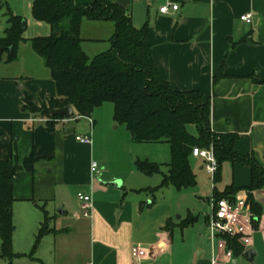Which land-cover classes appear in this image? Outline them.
Masks as SVG:
<instances>
[{
    "label": "crops",
    "instance_id": "crops-1",
    "mask_svg": "<svg viewBox=\"0 0 264 264\" xmlns=\"http://www.w3.org/2000/svg\"><path fill=\"white\" fill-rule=\"evenodd\" d=\"M91 1L74 3L86 5ZM32 2L0 0V38L7 28L8 12L23 18L25 40L50 35L48 25L32 18ZM112 2L127 11L135 27L147 24L145 43L162 78L175 91H200L210 101L211 130L215 134H237L238 156L253 155L264 168V0ZM166 5H177L178 10L161 14L159 9ZM245 15L251 16V24L240 20ZM114 32L111 22L83 19L82 51L90 59L108 51ZM7 58L4 53L0 63V158H12L14 143L20 165L33 148L38 158L33 175L22 170L13 181L12 249L17 255H25L17 261L29 258L40 264H133L131 249L139 247L149 251L141 264H212L217 258L219 264H264L263 189L251 193L262 207L251 245L244 249L235 243L242 252L229 262L218 250L217 241L211 239L208 228L214 190L222 193L233 185L238 189L234 198L248 196L245 188L251 181L249 167L225 163L220 181L215 184L202 160L192 157L196 186L188 194L196 207L181 208L188 217L182 219L179 215L174 219L181 212L174 202L167 206L146 202L152 195L140 191L156 186L143 185L135 169L127 181L103 162L101 174L91 175L96 136L102 133L95 112L89 116L92 127L84 118L59 121L51 133L44 119L24 109L25 95L37 107L56 97L50 72L28 41L19 44L16 61L7 63ZM223 65L225 77L213 83ZM89 134L90 146L74 139L75 135ZM196 172L205 173L207 179L203 173L197 177ZM112 182L119 185H105ZM168 189L174 188H163L170 193ZM80 192L91 195L89 218L83 216L77 201ZM40 207L47 213L54 233L45 235L28 257L44 219ZM248 250L255 252L252 260L245 257Z\"/></svg>",
    "mask_w": 264,
    "mask_h": 264
},
{
    "label": "trees",
    "instance_id": "trees-1",
    "mask_svg": "<svg viewBox=\"0 0 264 264\" xmlns=\"http://www.w3.org/2000/svg\"><path fill=\"white\" fill-rule=\"evenodd\" d=\"M31 16L34 21L44 23L51 29L45 37L30 40L23 38V18L6 13L7 28L0 38V63L4 53L7 63L17 59L20 43L28 41L33 51L43 60L55 84L56 97L47 105L37 107L28 95L24 98V109L45 120L47 131L54 132L59 121L65 118L53 116L52 111L71 106L75 117H89L105 103L113 106V120L123 125L133 142L139 144L165 143L170 150V161L158 164L147 160H136L134 167L145 176L160 175L158 186L146 189L153 196L158 189L172 187L177 191L192 189L196 177L190 165L192 150L212 149L217 161L214 183L221 178L225 163H240L249 167L251 181L245 188L247 202L255 215L257 226L262 207L254 202L251 193L264 190V168L253 156L240 158L235 151L237 134H215L210 125V101L200 91L179 92L160 75L145 43L147 24L137 28L127 11L112 0H92L86 5H76L74 0H33ZM83 19L111 22L115 32L110 40V49L90 59L81 49L80 27ZM224 65L213 79V83L224 75ZM38 161L35 148L22 163L15 143L10 160L0 158V259L11 264L13 259L24 257L12 249L14 225L12 218L13 181L20 171L34 174ZM167 168V173L162 172ZM238 189L233 185L220 193L214 190L216 199L234 200ZM44 219L40 225L31 252V257L41 239L54 231L49 227L50 219L43 207ZM187 224V223H186ZM233 256L240 247L229 241Z\"/></svg>",
    "mask_w": 264,
    "mask_h": 264
},
{
    "label": "rangeland",
    "instance_id": "rangeland-1",
    "mask_svg": "<svg viewBox=\"0 0 264 264\" xmlns=\"http://www.w3.org/2000/svg\"><path fill=\"white\" fill-rule=\"evenodd\" d=\"M95 120L100 126L102 133L96 136V158L95 162L101 167V163L106 162L108 168L111 171L121 173L122 177L128 181L131 179L132 171L135 169L134 162L135 157L140 160H147L149 162H154L162 164L164 162L170 161V150L169 146L165 143H152V144H139L132 142L129 133L123 125H116L113 120V108L112 104L105 103L101 107L97 108L95 111ZM135 176H140L143 185H153L158 186L160 184V175L145 176L138 173L135 169L133 171ZM162 172L167 173V168L162 167ZM197 177L203 172H196ZM206 179L205 173L202 174ZM157 183V184H156ZM142 186V185H140ZM165 190V189H164ZM163 189H158L154 192L153 196L146 200V202L153 201L154 205L167 206L174 202L175 206H178L181 210L179 214L173 216L174 219L180 215L183 218L188 217L183 210L185 207H196L195 201H193L191 189H185L177 191L175 189H168L170 193L164 191ZM194 198V197H193ZM182 208V209H181ZM0 264H8L7 262L0 259ZM11 264H40L31 259H13Z\"/></svg>",
    "mask_w": 264,
    "mask_h": 264
},
{
    "label": "built area",
    "instance_id": "built-area-1",
    "mask_svg": "<svg viewBox=\"0 0 264 264\" xmlns=\"http://www.w3.org/2000/svg\"><path fill=\"white\" fill-rule=\"evenodd\" d=\"M177 11V5H166L159 9L161 14H168L169 10ZM242 22L251 24V16L245 15L240 18ZM90 126H93V121L90 117H83ZM79 119L72 117L71 119H63L62 122L69 123ZM45 121V120H42ZM75 141L81 145L90 146L92 144L91 134L89 135H75ZM192 157L200 159L203 162V168L206 173L213 179L217 171V161L212 149L192 150ZM90 173L92 176L98 177L101 174V169L96 162H91ZM77 201L85 218L91 216L93 208L91 195L82 192L76 194ZM211 213L208 217V228L212 240L217 241V248L223 253L225 261H230L233 258V250L229 247V241L237 243L244 249L251 245V235L253 234L255 215L251 211L250 205L247 202V196H239L233 201L228 199H210ZM131 256L133 264H141L142 261L149 257V251L144 248L133 247L131 249ZM88 264H93L92 262ZM212 264H219V259L212 261Z\"/></svg>",
    "mask_w": 264,
    "mask_h": 264
},
{
    "label": "water",
    "instance_id": "water-1",
    "mask_svg": "<svg viewBox=\"0 0 264 264\" xmlns=\"http://www.w3.org/2000/svg\"><path fill=\"white\" fill-rule=\"evenodd\" d=\"M22 27L25 28V23L24 21L22 22ZM51 114L53 116H57V117H62V118H65L67 120L71 119L74 115V112H73V109L71 106H67L65 108H62V109H58V110H55V111H52ZM72 130H67L66 133H71ZM107 186H111V187H117L119 185V182H112V183H109V184H105ZM255 255V252L252 251V250H248L246 253H245V257L249 260H252L253 257Z\"/></svg>",
    "mask_w": 264,
    "mask_h": 264
}]
</instances>
